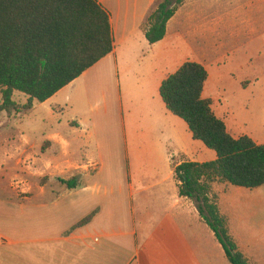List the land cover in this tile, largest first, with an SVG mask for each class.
<instances>
[{"label": "crops", "instance_id": "obj_1", "mask_svg": "<svg viewBox=\"0 0 264 264\" xmlns=\"http://www.w3.org/2000/svg\"><path fill=\"white\" fill-rule=\"evenodd\" d=\"M223 1L213 0V12L207 15L204 0H183L167 23L165 37L151 45L144 23L158 0H98L110 15L113 51L45 102H34L31 111L7 113L26 126L21 137L8 135L17 140L16 146L0 158V169H7L0 186L8 180L15 198L0 208L5 240L0 264H156L154 253L165 264H221L223 247L198 210L167 200L157 211V223L143 233L146 224L135 197L140 192L156 202L172 185L176 165L217 157L161 98L163 80L185 62L207 69L202 96L212 100L229 133L264 144V110L257 111L256 129L247 133L242 128L241 134L237 131L243 124L234 118L230 103L235 91L244 95L261 77L231 78L221 51L211 44L218 26L235 20L217 11ZM230 1L264 27V0ZM239 60L242 66L249 62L247 56ZM255 68L264 69V64ZM47 121L56 125L46 129ZM132 155L146 164L167 166V175L138 189L130 169ZM16 166H37L44 173H14ZM74 176L76 188L59 181ZM43 177L47 181L40 182ZM142 243L151 244L149 255L142 256Z\"/></svg>", "mask_w": 264, "mask_h": 264}, {"label": "trees", "instance_id": "obj_2", "mask_svg": "<svg viewBox=\"0 0 264 264\" xmlns=\"http://www.w3.org/2000/svg\"><path fill=\"white\" fill-rule=\"evenodd\" d=\"M182 2L158 0L144 23L151 45L165 37L167 23ZM113 49L110 15L98 0H0V111H31L34 102L51 98ZM207 79L202 64L188 61L161 84L167 108L217 156L203 163L185 160L174 167V177L179 195L194 202L229 263L252 264L231 235L211 190L216 181L246 189L263 186L264 144L229 133L212 100L202 96ZM15 92L27 98L25 104L13 99ZM59 181L71 189L78 186L77 176Z\"/></svg>", "mask_w": 264, "mask_h": 264}, {"label": "rangeland", "instance_id": "obj_3", "mask_svg": "<svg viewBox=\"0 0 264 264\" xmlns=\"http://www.w3.org/2000/svg\"><path fill=\"white\" fill-rule=\"evenodd\" d=\"M204 1L207 2L205 12L209 15L213 12V0ZM217 11L223 16L232 15L235 18L234 22L230 24L226 21L222 22L218 26L217 36L211 42L214 48L221 51L226 71L230 72L231 78L235 79L261 77V82L254 84L244 95L235 91L233 101L230 100L232 111L235 113L234 118L243 124L237 133L242 134V128L248 133L257 127V111L264 110V69L255 68L258 62L264 64V27L261 26L258 20L250 17L244 8L237 6L234 1H223V6L218 7ZM205 25L208 29L211 26V20H207ZM245 56L248 57L249 62L242 66L238 61H240L239 58ZM236 66L238 67L236 68ZM13 99L21 105L27 101V98L19 92L14 93ZM253 114L255 117H251ZM55 125L47 121L43 126L50 129ZM25 126L26 124L22 123L19 118H9L6 112L0 111V158H4L5 152L12 151L16 146L17 140H9L8 135L18 133L21 137V131L25 129ZM9 165H11L10 169L15 167L11 161H9ZM33 167L35 168L27 169L26 167L22 169L20 166H16L14 173L22 174V171H24V175H27V172L32 174L44 173V170L36 168L37 166ZM38 167L42 168V166ZM130 169L138 189L152 185L162 176L167 175L168 172V167L165 165L146 164L141 162V159L138 161L133 155L130 158ZM6 170V166L3 165L0 169V175L5 176ZM47 179L48 177H43L40 182H45ZM56 187L58 186L56 185ZM155 191L156 189L149 190L146 195ZM211 197L216 199L219 210L227 219L230 231L243 253L251 263L264 264V185L255 189H246L235 187L224 181H216L212 183ZM13 198L9 181L4 179L0 186V208L8 206ZM179 198H181L179 184L175 178L172 185L165 187L163 198H158L155 200L156 202L151 203L150 196H144L139 192L135 200L139 208V216L143 218V222L146 224V227L142 229L143 233L148 231V225L157 223V211L165 208L167 200L188 204L191 211L197 210L192 200ZM0 216H4V211L0 210ZM193 240V236L190 235V243ZM152 249L151 244L145 245L142 243V256L149 255L148 250ZM153 255L158 257L157 260L153 261L154 263L165 264L164 257L161 254L154 253ZM196 255L199 257L198 254ZM221 264H230L224 251Z\"/></svg>", "mask_w": 264, "mask_h": 264}, {"label": "built area", "instance_id": "obj_4", "mask_svg": "<svg viewBox=\"0 0 264 264\" xmlns=\"http://www.w3.org/2000/svg\"><path fill=\"white\" fill-rule=\"evenodd\" d=\"M5 240L4 238L0 235V246L4 245Z\"/></svg>", "mask_w": 264, "mask_h": 264}]
</instances>
